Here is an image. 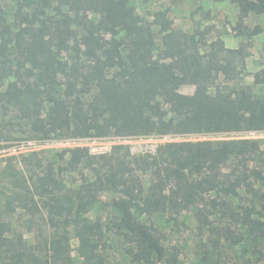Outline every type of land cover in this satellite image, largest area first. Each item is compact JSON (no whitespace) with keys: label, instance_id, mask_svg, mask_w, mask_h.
I'll use <instances>...</instances> for the list:
<instances>
[{"label":"trees","instance_id":"trees-1","mask_svg":"<svg viewBox=\"0 0 264 264\" xmlns=\"http://www.w3.org/2000/svg\"><path fill=\"white\" fill-rule=\"evenodd\" d=\"M230 1L239 7L240 24L251 14L264 17V0ZM132 2L65 0L66 18L53 26L42 18L50 0L31 12L19 7L15 23L0 5V120H16V132L42 142L228 138L165 142L151 158L119 144L101 154L66 147L50 157L35 149L4 158L12 187L0 211V264H75L70 227L80 264H179L177 246L166 245L163 232L143 219L155 213L175 218L191 211L210 229L216 216L236 219L248 235L264 237V137H231L264 124V95L246 84L212 91L221 74L244 64L243 49L213 42L204 53L194 35L173 30L168 9L150 20ZM154 25L163 34L161 48ZM70 48L78 60L64 57ZM80 52L88 62L79 61ZM185 84L198 89L183 93ZM11 139L0 134V151L14 146ZM105 191L119 194L108 203L113 216L93 219ZM238 199L243 203L234 207ZM17 215L27 217L28 229L41 215L55 232L29 245L11 220ZM111 234L124 239L120 254Z\"/></svg>","mask_w":264,"mask_h":264},{"label":"rangeland","instance_id":"rangeland-1","mask_svg":"<svg viewBox=\"0 0 264 264\" xmlns=\"http://www.w3.org/2000/svg\"><path fill=\"white\" fill-rule=\"evenodd\" d=\"M65 0H50L51 7L46 9V16H42L51 26L66 18L65 14L69 11ZM43 0H0V5L6 11L9 20L12 23L17 21L16 14L19 7H23L25 11L31 12L39 6L42 8ZM133 5L138 9L139 13L150 20H153L154 14L161 9H168V16L172 20L173 30L184 31L192 34L197 38L201 50L204 53L209 52V44L213 42L222 43L226 48L243 49L244 64H236L235 70L230 74H221L215 83L212 91L217 88H228L238 86L240 84L252 85L254 90L264 95V17L262 15L251 14L240 24L239 7L230 0H133ZM93 19L99 16L94 12H88ZM263 29L259 34H251L257 27ZM63 27V25H62ZM156 41L158 48L163 46V34L160 32V26L154 25ZM59 31V30H58ZM63 31V29H62ZM60 33V32H59ZM69 33H67L68 35ZM67 35H64L66 37ZM73 43L71 42L70 45ZM230 55L229 52H226ZM65 58L72 60L77 59V52L70 48L63 53ZM81 56L79 61H89L88 57L79 53ZM87 61V62H88ZM259 76V81L256 78ZM198 86L195 84H185L180 91L186 94H193L197 91ZM13 124V125H12ZM17 121H1L0 134L11 136L10 142L13 147L0 151V211L4 210L6 197L12 187L11 179L5 167L4 158L19 154L21 152L30 151L42 143L40 140L28 139L27 132H16ZM13 131H10L12 130ZM232 138L249 137L263 138L264 124H259L255 131L244 133H233ZM136 137L135 142L128 146L123 145L134 156L141 158H151L157 152L161 144L165 142L180 141H196L206 139H223L225 136L217 137L204 134H184L174 135L173 139H164L159 135H142ZM118 137H101L87 138L91 148H97L96 151L110 152ZM79 140L78 138H71ZM67 139V140H71ZM35 142V144H30ZM58 141L49 142L45 153L49 157L57 154L60 150ZM95 151V150H94ZM92 153L93 150H91ZM119 194L116 191H105L101 193V202L90 212L89 216L93 219L102 217L105 220L113 216L112 209L108 203L112 199L117 198ZM242 199H238L235 206L242 204ZM143 219L149 224H154L164 234V243L169 246H177L180 251L179 264H264V237L250 236L246 233V229L236 219H227L216 216L212 219V228L204 227L196 219L191 211L177 216L170 217L165 213H155L145 215ZM18 232L23 233L24 241L29 245H37L40 235L50 238L55 230L46 226L45 219L39 215L36 217L37 224L31 229L27 227V217L17 215L11 218ZM222 226L232 228L234 237H227ZM69 240L72 247V258L75 264H80L81 257L78 253V239L76 231L73 227L68 229ZM231 234V233H230ZM114 252L120 254V249L125 247L124 239L117 234H111Z\"/></svg>","mask_w":264,"mask_h":264},{"label":"built area","instance_id":"built-area-1","mask_svg":"<svg viewBox=\"0 0 264 264\" xmlns=\"http://www.w3.org/2000/svg\"><path fill=\"white\" fill-rule=\"evenodd\" d=\"M136 137H143V136H124V137H118L115 141V143H118L119 145L123 144V145H132L136 139ZM164 139H173L174 135H166V136H163ZM179 137H182L179 135ZM87 139V138H86ZM60 146L59 147H62V148H66V147H90V143L87 141V140H60L57 142ZM30 144H35L37 145V143L35 142H30ZM47 145H50L49 142H42L40 145H38L37 147H35L34 149H31V150H45L47 149ZM60 148V149H62ZM91 150H93L94 153H99L100 151H96L97 148H91ZM95 150V151H94Z\"/></svg>","mask_w":264,"mask_h":264}]
</instances>
